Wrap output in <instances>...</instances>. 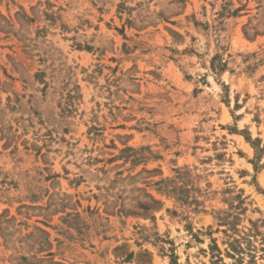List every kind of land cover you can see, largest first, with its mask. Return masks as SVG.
<instances>
[{
	"label": "rangeland",
	"instance_id": "obj_1",
	"mask_svg": "<svg viewBox=\"0 0 264 264\" xmlns=\"http://www.w3.org/2000/svg\"><path fill=\"white\" fill-rule=\"evenodd\" d=\"M257 227L264 0H0V264H264Z\"/></svg>",
	"mask_w": 264,
	"mask_h": 264
},
{
	"label": "trees",
	"instance_id": "obj_2",
	"mask_svg": "<svg viewBox=\"0 0 264 264\" xmlns=\"http://www.w3.org/2000/svg\"><path fill=\"white\" fill-rule=\"evenodd\" d=\"M236 230V229H235ZM235 230L233 231L234 235L232 236L231 240L228 242L229 243V254L231 256H233L235 258L236 261L238 262H242L244 261V256H245V251L246 248L244 246V241L246 238L245 237H241V235H239V237H236V233ZM257 232H261L260 229L257 227L256 228ZM262 233V237H264V231L261 232ZM246 245L250 246V241L246 240ZM264 241V238H263ZM250 259H253V256H250ZM250 263V262H249ZM248 263V264H249Z\"/></svg>",
	"mask_w": 264,
	"mask_h": 264
}]
</instances>
